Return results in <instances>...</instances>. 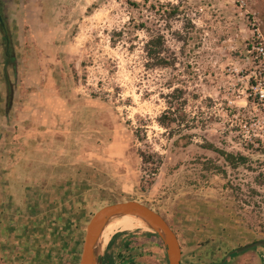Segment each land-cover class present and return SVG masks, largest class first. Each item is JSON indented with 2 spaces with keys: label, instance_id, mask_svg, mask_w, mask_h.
Here are the masks:
<instances>
[{
  "label": "rangeland",
  "instance_id": "1",
  "mask_svg": "<svg viewBox=\"0 0 264 264\" xmlns=\"http://www.w3.org/2000/svg\"><path fill=\"white\" fill-rule=\"evenodd\" d=\"M26 3L18 67L0 65V264H77L93 215L130 200L168 221L181 264H257L231 255L264 239V0ZM150 232H115L136 242L117 264H169Z\"/></svg>",
  "mask_w": 264,
  "mask_h": 264
},
{
  "label": "water",
  "instance_id": "2",
  "mask_svg": "<svg viewBox=\"0 0 264 264\" xmlns=\"http://www.w3.org/2000/svg\"><path fill=\"white\" fill-rule=\"evenodd\" d=\"M128 215L141 218L146 223V227L158 234L166 248L169 264H181L182 247L178 235L171 225L159 212L135 200L106 205L93 215L86 228L80 264H104V255L101 254L103 248L98 247V240L110 222ZM259 246H264V239L241 246L235 249L232 254H239Z\"/></svg>",
  "mask_w": 264,
  "mask_h": 264
},
{
  "label": "flooded vegetation",
  "instance_id": "3",
  "mask_svg": "<svg viewBox=\"0 0 264 264\" xmlns=\"http://www.w3.org/2000/svg\"><path fill=\"white\" fill-rule=\"evenodd\" d=\"M27 7L26 0H23L22 3H19V0H0V13H1V19H0V33L2 35L1 42H0V50L2 52L3 58H1L0 65L1 67L7 72L10 65L12 66L13 70H15L18 66V60H17V52L16 47L14 43V28H12L11 23L13 22V26L16 28V26H19V29L16 28V32H19L20 29H22V23L25 19L23 16V13L27 11V9H22L21 6ZM11 6H14V9H16V6H19L21 8L20 14L17 16H14L12 19L9 18L7 9L11 8ZM25 10V11H24ZM7 78V76H5ZM9 81V77L7 78ZM10 86V85H9ZM10 90V87H9ZM11 91H9L10 93Z\"/></svg>",
  "mask_w": 264,
  "mask_h": 264
},
{
  "label": "trees",
  "instance_id": "4",
  "mask_svg": "<svg viewBox=\"0 0 264 264\" xmlns=\"http://www.w3.org/2000/svg\"><path fill=\"white\" fill-rule=\"evenodd\" d=\"M163 50H164V40L162 36H158L156 38H153L152 40L149 41V43H147V53L148 56L153 60V65H163L165 63H169L168 60L166 58H164L163 56ZM160 123L166 127H170L171 123L176 122V117L174 116V114L172 113L171 110H169L168 112L164 113L163 116L160 118ZM213 147V146H212ZM217 151L225 156L227 158L228 161H230L231 159V163H235L236 164H242L243 162L247 161V157L244 155H240L238 157H236L233 154H230L228 152H226L225 150L216 148ZM146 154H143V156ZM150 235L158 237L157 233L154 232H150ZM132 238H129L127 240L124 241V246H126L128 249H130V247H132L134 240L132 241ZM114 240V236L112 237L110 243H112ZM162 241V240H161ZM136 243V242H134ZM238 253H233L231 255V257L236 256ZM120 256V253H119ZM128 261L131 260V258L127 259ZM115 258L111 255V254H106L104 256V264H115ZM125 261V260H124ZM122 260V263L124 262ZM121 264V262H120Z\"/></svg>",
  "mask_w": 264,
  "mask_h": 264
},
{
  "label": "bare ground",
  "instance_id": "5",
  "mask_svg": "<svg viewBox=\"0 0 264 264\" xmlns=\"http://www.w3.org/2000/svg\"><path fill=\"white\" fill-rule=\"evenodd\" d=\"M146 226V223L141 218L130 215L125 216L122 220L110 222L98 240V247L102 249L117 231L136 230Z\"/></svg>",
  "mask_w": 264,
  "mask_h": 264
},
{
  "label": "crops",
  "instance_id": "6",
  "mask_svg": "<svg viewBox=\"0 0 264 264\" xmlns=\"http://www.w3.org/2000/svg\"><path fill=\"white\" fill-rule=\"evenodd\" d=\"M1 37H2V35H1V33H0V42H1ZM24 44V50H25V53L26 52H28V48H26V46L27 45H29V43L25 40V43H23ZM26 45V46H25ZM1 49V48H0ZM1 58H3V56H2V52H1V50H0V62H1ZM0 136L2 137V138H0V140L2 141L3 140V135H2V133H4L3 132V130H4V124H3V122H2V124L0 125ZM0 157H2L1 155H0ZM0 161H3V159L1 160L0 159ZM3 189V188H2ZM85 233V232H84ZM85 235V234H84ZM114 236V240H113V242H114V244H115V242L118 240L117 238H120V239H122L121 240V244H119L117 247H116V251L114 252L115 254H113V257L115 258V264H117V259L118 258H120V256H119V250H121L123 247H124V241H125V237H126V234H123V235H121V234H119V233H116V234H114L113 235ZM123 239H124V241H123ZM141 239V241L139 242V244H142V241H143V239L142 238H140ZM253 242V241H252ZM143 247L142 246H140V248L139 249H142ZM256 251L255 253H257V257H258V261H255V263H257V264H264V246H261V247H257V248H255V249H253L252 251ZM117 253V254H116ZM78 258L79 257H77V264H79V262H80V260H78ZM75 259H76V257H75Z\"/></svg>",
  "mask_w": 264,
  "mask_h": 264
},
{
  "label": "built area",
  "instance_id": "7",
  "mask_svg": "<svg viewBox=\"0 0 264 264\" xmlns=\"http://www.w3.org/2000/svg\"><path fill=\"white\" fill-rule=\"evenodd\" d=\"M254 51L257 53L258 58H262L264 60V46L255 45L253 46ZM253 88L256 90V93L260 96L262 100H264V86L261 83H257Z\"/></svg>",
  "mask_w": 264,
  "mask_h": 264
}]
</instances>
